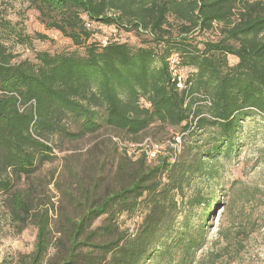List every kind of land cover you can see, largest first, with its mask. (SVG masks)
Instances as JSON below:
<instances>
[{
	"label": "trees",
	"instance_id": "16d2710c",
	"mask_svg": "<svg viewBox=\"0 0 264 264\" xmlns=\"http://www.w3.org/2000/svg\"><path fill=\"white\" fill-rule=\"evenodd\" d=\"M21 1L47 30L84 49L14 62L0 40V199L19 233L37 230L21 264H200L206 223L219 205L203 184L215 179L216 161L231 151L245 119L264 117V0ZM95 26L135 34L137 43L103 47ZM173 53L187 68L184 90L168 69ZM155 126L188 140L176 159L134 155L111 136L113 176H95L90 162L76 192H64L70 214L61 212L52 227L30 182L55 157L54 138L111 130L137 141ZM203 203L195 224L191 212ZM124 217L141 218L134 232Z\"/></svg>",
	"mask_w": 264,
	"mask_h": 264
},
{
	"label": "rangeland",
	"instance_id": "374dc122",
	"mask_svg": "<svg viewBox=\"0 0 264 264\" xmlns=\"http://www.w3.org/2000/svg\"><path fill=\"white\" fill-rule=\"evenodd\" d=\"M95 31L100 37H110L115 33L132 45L137 43L135 34H118L112 27L99 29L95 26ZM41 36L49 39H42ZM211 37H216V34ZM22 38H26L27 44L21 43ZM0 40L8 52L15 56L14 62L26 59L34 61L39 52H84L83 48H76L61 33L47 30L39 19V12L21 0H0ZM229 63L235 65L237 59L229 57ZM208 134L205 133V138ZM111 136L120 138L114 140L123 149L134 155L144 152L151 161L161 156L176 159L188 143L180 130L157 126L137 141L111 130L100 131L97 137L89 135L75 141L54 138L55 157L30 182L34 183L35 200L50 209L53 228L61 212L70 214V203L64 192H76V177L90 171V162L98 165L95 176L101 175L103 180L113 176L116 171L113 150L116 147L109 142ZM104 141L108 144L100 151H95V146ZM216 169L215 179L203 184L206 198L219 200V205L215 210L211 208L206 223V243L198 253V258L205 260H201L200 264H264L263 116L257 114L245 119L233 148L229 153L223 151L216 161ZM187 193L190 196L191 189ZM178 200L181 202L180 198ZM204 204L197 205L191 212L194 214L193 223L200 222ZM122 221L125 228L134 232L141 218L124 217ZM0 222V264H21V259L34 249L36 227L30 225L19 233L17 225L9 220L1 199Z\"/></svg>",
	"mask_w": 264,
	"mask_h": 264
},
{
	"label": "built area",
	"instance_id": "2783aa9c",
	"mask_svg": "<svg viewBox=\"0 0 264 264\" xmlns=\"http://www.w3.org/2000/svg\"><path fill=\"white\" fill-rule=\"evenodd\" d=\"M91 27V25H88ZM120 42L122 39L115 33L110 37L101 38L100 42L103 47H106L110 42ZM124 41V40H123ZM167 65L171 74L173 82L176 84L179 90L187 88V68L183 65V57L180 53H173L167 58Z\"/></svg>",
	"mask_w": 264,
	"mask_h": 264
}]
</instances>
